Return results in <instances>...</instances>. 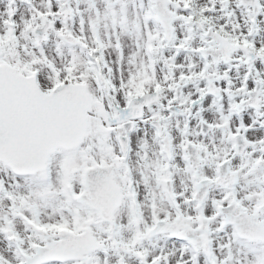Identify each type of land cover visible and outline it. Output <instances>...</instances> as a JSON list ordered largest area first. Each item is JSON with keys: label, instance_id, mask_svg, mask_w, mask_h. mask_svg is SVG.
<instances>
[{"label": "snow or ice", "instance_id": "obj_1", "mask_svg": "<svg viewBox=\"0 0 264 264\" xmlns=\"http://www.w3.org/2000/svg\"><path fill=\"white\" fill-rule=\"evenodd\" d=\"M0 264H264V0H0Z\"/></svg>", "mask_w": 264, "mask_h": 264}]
</instances>
